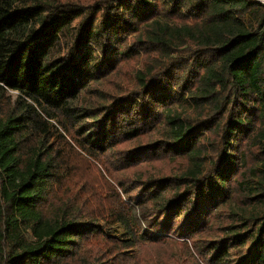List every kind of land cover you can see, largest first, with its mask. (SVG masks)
<instances>
[{
    "label": "trees",
    "instance_id": "trees-1",
    "mask_svg": "<svg viewBox=\"0 0 264 264\" xmlns=\"http://www.w3.org/2000/svg\"><path fill=\"white\" fill-rule=\"evenodd\" d=\"M172 262L264 264V2L0 0V264Z\"/></svg>",
    "mask_w": 264,
    "mask_h": 264
},
{
    "label": "rangeland",
    "instance_id": "rangeland-1",
    "mask_svg": "<svg viewBox=\"0 0 264 264\" xmlns=\"http://www.w3.org/2000/svg\"><path fill=\"white\" fill-rule=\"evenodd\" d=\"M263 1H264V0H262V2H263ZM116 228H117V227H116ZM118 232L121 234V229H119ZM119 233H118V234H119ZM175 252H176V256H178V257L181 256V252H180V250H179L178 247H175ZM171 264H173V262H172ZM193 264H195V263H193Z\"/></svg>",
    "mask_w": 264,
    "mask_h": 264
},
{
    "label": "water",
    "instance_id": "water-1",
    "mask_svg": "<svg viewBox=\"0 0 264 264\" xmlns=\"http://www.w3.org/2000/svg\"><path fill=\"white\" fill-rule=\"evenodd\" d=\"M260 1H262V0H260ZM264 2V1H263Z\"/></svg>",
    "mask_w": 264,
    "mask_h": 264
}]
</instances>
